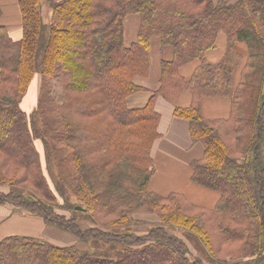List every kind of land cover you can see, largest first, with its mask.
I'll return each instance as SVG.
<instances>
[{"label":"trees","instance_id":"1","mask_svg":"<svg viewBox=\"0 0 264 264\" xmlns=\"http://www.w3.org/2000/svg\"><path fill=\"white\" fill-rule=\"evenodd\" d=\"M48 2L46 21L41 0H18L19 39L0 23V185L9 186L0 204L38 214L83 244L12 234L0 240V264L264 262V0ZM131 13L141 22L128 46ZM221 32L226 51L211 62L206 52ZM156 36L174 57L163 61L148 103L129 107ZM194 59L201 63L186 80L180 67ZM37 76V105L29 111L23 102ZM184 90L192 93L188 106L179 104ZM157 95L205 146L192 180L220 194L212 208L150 188L161 135ZM204 97L227 98L228 116H204ZM144 213L159 220L148 222Z\"/></svg>","mask_w":264,"mask_h":264},{"label":"crops","instance_id":"2","mask_svg":"<svg viewBox=\"0 0 264 264\" xmlns=\"http://www.w3.org/2000/svg\"><path fill=\"white\" fill-rule=\"evenodd\" d=\"M140 22L141 17L137 13L126 16L124 20L126 45L129 46L137 40ZM0 23L7 25L14 39L22 37V15L18 0H0ZM226 46L227 35L221 32L216 47L206 52L207 58L211 62L219 61L225 54ZM237 47L241 52H247L244 43H238ZM173 57L172 45L163 44L161 38L157 36L151 39L149 72L134 77L140 89L128 95L126 102L129 107H143L148 103L161 85L163 61L172 60ZM200 63V59L189 61L180 67V74L186 80L190 79ZM191 101L192 93L184 90L179 104L188 106ZM155 108L161 114L159 123L161 135L154 142L152 150L154 175L150 188L163 195L173 191L180 192L197 205L214 207L220 194L192 180V162L204 155V144L192 140L189 120L176 116L174 105L162 95L156 96ZM201 112L208 118L226 117L230 112V101L225 97H204L201 102ZM141 218L148 222L159 220L158 215L154 213H144ZM53 232L58 236L54 239L65 242H72L74 239L69 234H63L64 232L53 225L45 223L43 217L38 214L25 211L10 203L0 204V240L12 234L45 238L54 234Z\"/></svg>","mask_w":264,"mask_h":264},{"label":"rangeland","instance_id":"3","mask_svg":"<svg viewBox=\"0 0 264 264\" xmlns=\"http://www.w3.org/2000/svg\"><path fill=\"white\" fill-rule=\"evenodd\" d=\"M41 10H42L44 19L46 21H49L50 16L52 15V10H51V6H50L48 0H41ZM39 88H40V76H37L36 79H35V81H34V84L32 86V89H31V93L32 94L30 93L31 96H33V97L31 98L30 94H28L25 97L24 102H23V106L25 108L29 109V111H32L36 107V105H37V102L36 101H37V98H38V95H39ZM37 144H38V147L41 150V152H43L42 151L43 150L42 144L39 141H37ZM1 190L2 191H7V190H9V186L8 185H0V191ZM58 210L59 211H64L67 215H70V211H68V210H62V209H58ZM138 230L140 232L145 231L146 230V225L145 224L144 225H140L139 228H138ZM53 233L54 234H52V235L50 234L49 237L48 236H45V235L44 236H45L46 239H54V237H58L55 232H53ZM63 234H65V233H63ZM68 234H69V236L74 237L73 240L76 241L79 245L83 244V243H81L79 241L78 237L76 238V236H74L72 233H68ZM68 234H66V235H68ZM181 235L183 236V234H181ZM54 240H57V239H54ZM59 241H61V240H59ZM61 242H65V241H61ZM189 245L191 246V248L193 249V251L195 253H197V251L195 250L194 246L190 243V241H189ZM242 264H251V263L245 262V263H242ZM259 264H264V262L262 261Z\"/></svg>","mask_w":264,"mask_h":264},{"label":"water","instance_id":"4","mask_svg":"<svg viewBox=\"0 0 264 264\" xmlns=\"http://www.w3.org/2000/svg\"><path fill=\"white\" fill-rule=\"evenodd\" d=\"M77 208H81L80 206H77Z\"/></svg>","mask_w":264,"mask_h":264}]
</instances>
